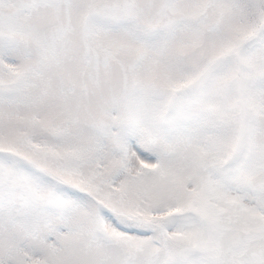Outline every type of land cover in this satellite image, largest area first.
<instances>
[{"label":"snow or ice","instance_id":"snow-or-ice-1","mask_svg":"<svg viewBox=\"0 0 264 264\" xmlns=\"http://www.w3.org/2000/svg\"><path fill=\"white\" fill-rule=\"evenodd\" d=\"M0 264H264V0H0Z\"/></svg>","mask_w":264,"mask_h":264}]
</instances>
